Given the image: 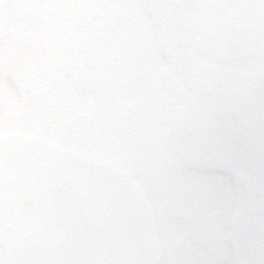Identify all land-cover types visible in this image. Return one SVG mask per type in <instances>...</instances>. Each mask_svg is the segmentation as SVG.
I'll use <instances>...</instances> for the list:
<instances>
[{
  "label": "flooded vegetation",
  "instance_id": "af4514ba",
  "mask_svg": "<svg viewBox=\"0 0 264 264\" xmlns=\"http://www.w3.org/2000/svg\"><path fill=\"white\" fill-rule=\"evenodd\" d=\"M166 1L173 31L166 37L155 17L157 45L143 39L144 25L130 21L123 7L62 8L57 40L52 30L59 6L18 1L20 10L42 18L35 27L23 21L6 26L15 44L19 36L40 46L37 54L32 50L21 58L20 68L26 67V91L43 96L36 109L43 117L51 112V120L45 118L51 131H43L50 138L24 137L0 156V238L55 242L46 188L68 179L90 223H105L103 242L93 240L95 263L112 264L114 257L140 248L135 238L131 244L123 238L140 218L126 182L140 188L144 217L152 221L157 216L141 175L169 170L177 177L184 170L192 181L186 188L201 196L193 205L195 222L229 223L230 229L219 232L228 237L233 264H264V2ZM61 88L76 95L69 104L72 124L66 126L72 141L64 132L60 136V111L66 107L57 93ZM93 164L121 175L90 185L81 170ZM188 235L184 254L192 255L196 246ZM166 239L154 231L158 254L173 248L164 247Z\"/></svg>",
  "mask_w": 264,
  "mask_h": 264
},
{
  "label": "rangeland",
  "instance_id": "374dc122",
  "mask_svg": "<svg viewBox=\"0 0 264 264\" xmlns=\"http://www.w3.org/2000/svg\"><path fill=\"white\" fill-rule=\"evenodd\" d=\"M17 1L23 5L30 4V0ZM46 1L55 3L57 7L59 6L57 13L54 15V25L57 24L59 28L55 26V29L52 30L53 36L57 40H60V23L62 22L60 20V12L64 11L62 8H66L67 6L88 7L90 5L91 7L100 8V10L105 9L107 12H114L122 7L125 8L128 11L130 21L133 20L144 25L145 30L142 31L144 34L143 39L154 42V45L158 43V24L153 15L151 0ZM65 21L70 22V19L66 18ZM2 22L6 24L4 16L0 13V156L4 155L5 151L14 149L17 142L21 139H26L24 138L25 135L31 134L36 138L43 139L44 133L42 131H45L49 135L51 131V128H47V119H45L51 120V116H48L51 112H48V115L43 118L42 116L45 115L43 114L45 112H39L35 106L39 99L42 101L43 96L39 93H30L29 90L26 91L27 83L25 79L27 77L24 78V73H27L26 67L17 68L15 64V60L18 63L20 61L19 58H22L21 55L25 52L33 50V53L37 54V49L40 46L35 49V47H32V44H25L24 40L17 36V43L13 48L9 31ZM62 91L63 89L61 88L57 92L60 95L62 105L66 106L60 111V114L65 112L64 121L60 122V136L64 132V137L72 141L73 135L67 132L66 126L72 124L74 109L69 104L75 101L76 95L72 91ZM100 97L102 102L106 96ZM88 98L89 96H86V103ZM50 100H52L51 95H49ZM82 112H88L87 107ZM35 117L40 122L39 124L36 122ZM53 120L56 121L54 118ZM54 121H52V125ZM52 125L49 127H52ZM62 127H65L63 131H61ZM46 138L50 137L46 136ZM180 171L183 173L177 175V177L167 170L157 175V177L156 175L151 177V174H146L148 177L147 181H144L145 175H141L139 179L142 182L146 196L151 199L150 204L157 216L151 221H154L153 223L150 222V225L154 224V231L160 238L163 239L166 236L172 239V241L169 239L163 241L164 247L172 246L173 248L170 251L165 249L161 252L160 256L155 251L152 227L151 232L147 230V220L144 219V213L141 208L144 199L142 191L139 187L126 182L130 201L134 208H139L140 218H136L137 220L131 223L133 234L125 236V241L131 244V240L128 239L135 238V242H140V248L136 252L129 251L132 249L126 244L127 252H129L127 255L124 254L125 264H233V256L228 251V237L223 238V235L219 232L230 229V224L219 221L201 226V223L195 222L192 216L194 212L193 205L199 203L201 199L200 192L186 188L188 181L192 182L186 178V175L189 176L191 174L184 170H177V172ZM138 177L139 175L135 176L134 179ZM196 223L197 225H195ZM188 231L192 233L193 237L190 242L192 241L196 246L194 248L195 253H192V255L184 254L185 248L189 246V242H187L189 241L187 238L190 237ZM184 234L185 237H183ZM222 239L224 240L220 241ZM213 246H221L223 250H220L217 254H203V249H212Z\"/></svg>",
  "mask_w": 264,
  "mask_h": 264
},
{
  "label": "water",
  "instance_id": "95a60500",
  "mask_svg": "<svg viewBox=\"0 0 264 264\" xmlns=\"http://www.w3.org/2000/svg\"><path fill=\"white\" fill-rule=\"evenodd\" d=\"M155 3V13L165 16L164 2ZM1 10L7 14L9 22L24 19L28 24L35 15L18 13L17 6L10 0L0 1ZM52 220L64 231L60 245L22 244L9 245L0 242V264H92L87 254L88 227L80 204L76 201L72 184L64 182L50 190Z\"/></svg>",
  "mask_w": 264,
  "mask_h": 264
}]
</instances>
